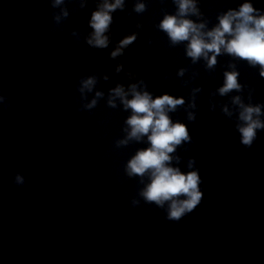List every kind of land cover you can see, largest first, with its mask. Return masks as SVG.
I'll list each match as a JSON object with an SVG mask.
<instances>
[{"label": "clouds", "instance_id": "1", "mask_svg": "<svg viewBox=\"0 0 264 264\" xmlns=\"http://www.w3.org/2000/svg\"><path fill=\"white\" fill-rule=\"evenodd\" d=\"M176 6L175 14L163 16L157 25L158 29L166 33L170 46L185 45L186 57L196 64L201 59L206 61V70L216 67L217 57L228 55L235 60L246 61L251 67H259V75L264 77V13L255 8L252 2H243L237 9H228L218 14L216 23L208 28V21L203 19V13L198 7V0H172ZM81 9L87 6L88 0H78ZM53 9H60L53 13V21L56 26L68 18L69 11L65 0H51ZM125 10V0H97L96 10L91 13L88 21L92 31L84 37V42L94 49H105L109 46L110 37L106 35L113 23L112 13ZM133 11L142 14L147 11L144 0H137ZM190 17H196L193 20ZM199 21V22H198ZM137 23L136 28L142 29ZM78 36L77 30L72 32ZM139 31L126 35L119 41L115 49L110 53L111 59H116L124 54V50L138 39ZM151 41H149L150 43ZM231 71H224L223 85L217 89L220 96H227L232 92L242 93L245 86L239 81L240 73L234 63L229 64ZM123 70V65H117L116 72ZM185 68H180L176 75L183 77ZM129 79H135L136 73H126ZM194 75H198L194 74ZM108 80V76H103ZM98 83V76L93 74L82 77L78 84L81 107L79 110L91 111L96 108L99 101L104 98L102 91H95L92 99L88 94L92 93ZM187 84V82H183ZM201 88L192 89L191 101L188 103L186 118L192 122L196 120L197 108L195 93ZM6 97L0 95V104L10 107L6 103ZM252 90L248 93V103L242 95L232 97L235 111H230L225 105L221 112L229 119L235 117V128L240 137V143L251 148L259 131H264V104H253ZM87 101V102H85ZM130 114L124 120L123 137L115 141V147H125L130 143H146L148 146L139 148L126 162L124 172L128 178H139L143 185L138 191V198H132L130 203L133 208L138 207L141 199L147 204H154L157 208L166 212L169 221H180L186 215L192 213L201 203L204 193L200 189L202 183L199 170L195 168L196 161L189 158L187 168L182 171L179 167L182 158L177 155V149L185 143L190 144L192 137L185 123L173 121L170 113L178 108L185 107L184 98H176L173 95L163 94L153 97L147 90V83L140 79L127 88L118 83L108 93L107 106L118 108ZM211 110L215 105L211 104ZM147 180V182H145ZM14 183L21 186L25 183L23 175L17 173Z\"/></svg>", "mask_w": 264, "mask_h": 264}]
</instances>
